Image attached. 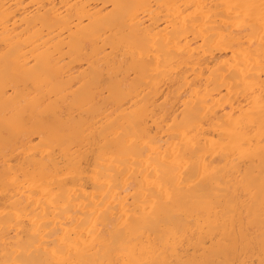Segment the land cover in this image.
Masks as SVG:
<instances>
[{
  "label": "bare ground",
  "instance_id": "bare-ground-1",
  "mask_svg": "<svg viewBox=\"0 0 264 264\" xmlns=\"http://www.w3.org/2000/svg\"><path fill=\"white\" fill-rule=\"evenodd\" d=\"M0 264H264V0H0Z\"/></svg>",
  "mask_w": 264,
  "mask_h": 264
}]
</instances>
